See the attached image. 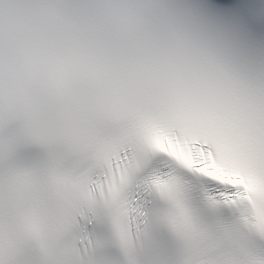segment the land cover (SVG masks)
I'll list each match as a JSON object with an SVG mask.
<instances>
[{
	"label": "snow or ice",
	"instance_id": "6c2138e0",
	"mask_svg": "<svg viewBox=\"0 0 264 264\" xmlns=\"http://www.w3.org/2000/svg\"><path fill=\"white\" fill-rule=\"evenodd\" d=\"M228 0H0V264H264V57Z\"/></svg>",
	"mask_w": 264,
	"mask_h": 264
}]
</instances>
